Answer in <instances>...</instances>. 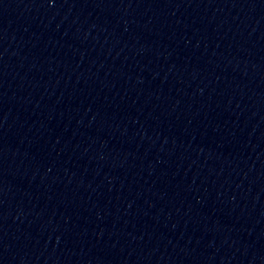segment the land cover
<instances>
[{"label":"water","instance_id":"water-1","mask_svg":"<svg viewBox=\"0 0 264 264\" xmlns=\"http://www.w3.org/2000/svg\"><path fill=\"white\" fill-rule=\"evenodd\" d=\"M0 264H264V0H0Z\"/></svg>","mask_w":264,"mask_h":264}]
</instances>
